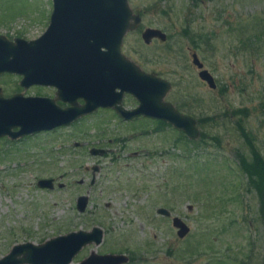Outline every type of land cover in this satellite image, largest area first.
Segmentation results:
<instances>
[{"label":"rangeland","instance_id":"obj_1","mask_svg":"<svg viewBox=\"0 0 264 264\" xmlns=\"http://www.w3.org/2000/svg\"><path fill=\"white\" fill-rule=\"evenodd\" d=\"M129 3L143 19L126 35L123 52L147 72L169 81L172 89L166 101L195 118L201 132L197 141L207 136L206 149L198 155L201 172L196 174L194 162L185 160L188 154L177 142L183 134L173 128L132 139L126 152L119 151L120 159L115 155L114 161L112 156L100 160L103 170L92 184L86 167H93L97 158L90 154L91 148L110 147V138H129L133 130L149 129V124L129 127L108 122L102 114L92 122L67 128L56 138L42 136L14 151L2 142L0 260L16 245L40 246L98 227L104 231V241L84 247L71 264L105 252L132 256L131 264H264V231L261 223L256 224V196L245 191L242 203H230L234 214L222 212L227 199L219 200L230 192H243L247 183L236 150L247 156L250 152L236 126L229 124L232 113L245 111L247 131L264 146V38L255 39L264 32V0ZM52 9V0H0V35L35 39L48 27ZM149 28L164 32L167 41L155 38L146 44L142 33ZM188 32L198 41L206 34V43L203 39L196 47ZM241 38L248 42L247 48ZM194 50L215 77L217 89L200 79L192 62ZM15 80L12 75L1 76L0 89L9 95L17 88ZM29 93L45 94V90ZM128 104L135 102L129 99ZM141 148L158 156L129 157ZM42 179H55L64 188L41 189L38 181ZM81 180L84 184H79ZM240 183H244L241 191L232 188ZM83 195L90 197L86 213L77 209V199ZM159 207L171 208L191 233L179 238L172 223L158 216ZM231 218L236 224L227 228ZM170 245L173 255L166 257Z\"/></svg>","mask_w":264,"mask_h":264},{"label":"water","instance_id":"obj_2","mask_svg":"<svg viewBox=\"0 0 264 264\" xmlns=\"http://www.w3.org/2000/svg\"><path fill=\"white\" fill-rule=\"evenodd\" d=\"M53 1L51 25L38 40L16 39L13 43L0 35V75H22L21 85L26 88L51 85L63 92H76L75 95L83 97L87 105L76 107L74 116H70L69 112L60 116L48 108L46 99L24 98L22 95L4 98L0 89V138L11 135L12 128L16 127L21 128L19 133L13 134L18 137L68 124L90 112L87 107L107 106L111 101H121L124 92L134 95L140 102L139 108L133 111L117 108L124 118L151 116L174 125L191 140L200 137L197 122L165 102L171 84L146 74L123 54L126 34L136 30L142 22L141 17L133 13L129 0ZM142 37L148 45L155 38L167 41L164 32L151 28L146 29ZM61 53H66V56ZM192 58L193 64L201 70L200 79L212 90L217 89L214 76L203 69L198 55L194 53ZM65 71L68 76L76 77L62 83V72ZM118 88L121 90L119 93L116 92ZM91 153L106 154L108 151L94 148ZM95 181L96 175L92 184ZM53 184L52 179L40 180L38 186L53 189ZM89 202V196L78 198L80 213L87 211ZM158 214L170 216L166 209H159ZM173 226L181 239L191 232V228L179 217L174 219ZM102 239V229L95 227L89 232H72L53 238L40 246L28 242L15 246L0 260V264H71L84 247L93 243L99 245ZM128 261L125 255L99 256L92 253L82 264H126Z\"/></svg>","mask_w":264,"mask_h":264},{"label":"flooded vegetation","instance_id":"obj_3","mask_svg":"<svg viewBox=\"0 0 264 264\" xmlns=\"http://www.w3.org/2000/svg\"><path fill=\"white\" fill-rule=\"evenodd\" d=\"M136 14H139V13H136ZM139 15L142 17L141 14H139ZM50 21H51V16H50L49 24H50ZM49 24H48V26H49ZM6 37L12 42H15L14 40L17 39V38L25 39L24 37H11L9 35L6 36ZM167 39H168V36H167ZM31 40H33V39H31ZM154 41H157V40H154ZM205 43H206V41H205ZM205 43H204V45H205ZM194 53L198 54L195 50L192 51V54H194ZM61 55L62 56H66V53H61ZM202 64L204 65V69H205V64L204 63H202ZM138 67L145 73H149V74H152V75H154L156 77L161 78L155 72H147L141 66L138 65ZM199 73H200V70H199ZM12 76H14V78L16 79L15 80L16 83L18 82V85H17L16 90L12 91L9 95L5 94L4 90L2 89L1 93H2V95L5 98H12V97H14L16 95H22L24 98H43V99H46L45 103L47 104L48 108L51 109L53 111V113H59L60 116L63 113H67V112L70 113V116H74L73 113H74V109L76 107H84V106L87 105V102H86V100L83 97L75 95L76 92H74L73 94H71L69 92L68 93L67 92H63L62 90L60 91L57 87L51 86V85H45V86L32 85L29 88H25V87H22L21 84H20V82H21V80L23 78L22 76H20V75H12ZM75 77H76V75H69L68 76L66 71L62 72V83H66L67 79H73ZM33 89H37V90L43 89V90H45V94H42V93L41 94H31V93H29ZM116 92L119 93V92H121V90L118 88V89H116ZM89 99H91V98H89ZM129 99H133L134 102H135V105H129L128 104V100ZM139 106H140V102L138 101V99L134 95H132V94H130L128 92H124L121 101H118L116 103L111 101V102H109V104L107 106L100 105V106L95 107V108L87 107L86 109H90L91 110L90 112L84 114L81 117L75 118L73 121H70V123H68V124H62L60 126H56V127L52 128L50 130L40 131V132H37V133H32L30 135L18 136L17 137V136H13V134L19 133L20 132V128L19 127L13 128L12 131H11V135H7V136H4V137L0 138V143H2V142L5 143L6 144V148H7L8 151L11 148L14 151L21 144H25L27 141L33 142L34 140H36V139H38V138H40L42 136L52 135L54 138H56L58 135L64 133L67 128H74V127L80 126L83 123H85L86 121L92 122L93 120H96L101 114L104 117L107 115V121L108 122L115 121L119 125L134 127L137 124H140L142 126L146 125V124H149L148 125L149 129H145V128L141 127V129L137 130L136 132H134V130H133V132L130 133V134H132V136H130L129 138L117 137V138L108 139L107 143L110 144L109 145L110 147H103L100 144H98L95 147L91 148V150H93L95 148L97 150H106V151H108V153H106V154L98 153L97 155H93L91 153V150H90V154L93 155V157L97 158L96 159L97 162L95 163V165L93 167H86V171L88 173H91L93 178L96 175V181H97L98 180V173L102 172V170H103V163H100L99 162L100 160H103L105 158H108L109 156H112L111 160L114 161V156L115 155H117L118 159H120L121 158V154H119V151L126 152V150L129 149L128 145L130 144L132 139H135L138 136L139 137H142L144 135H146V136L149 135L150 136L152 133H156V134L157 133H163V132L166 133L169 130H174L173 127L170 124H168L167 122H165V121H163L161 119L153 118L151 116L148 117L146 115H142V116H137V117H133V118H129V119L124 118L118 112V109H117V108H121L122 107L123 109H125L127 111H133V110L138 109ZM177 109L181 111L180 108H177ZM47 112H48V110H47ZM262 123H264V122H262ZM252 141L255 144L257 152L263 157V161H264V146H263V144L260 143L259 139L257 137H255V136L253 137ZM115 145H117L118 147L115 148L114 147ZM79 146H80V143H75V147H79ZM31 149H33V146H32ZM146 151L147 150L145 148L137 149L134 152H131L129 157L134 158V159H140V157L144 158V156H148V157L151 156L152 158H156L158 156L155 152L149 154V152H146ZM166 153H167V155L171 154L170 151H167ZM162 154L163 153H161V155ZM94 170L96 171L95 174H94ZM263 171H264V169H263ZM93 178H92V181H93ZM52 180H54L53 189H49V188H43V189L54 190L56 185L58 186L59 189H63L64 188L62 185H60V183L57 184L55 179H52ZM92 181H91V183H92ZM83 182L84 181L81 180V181H79V184H84ZM38 183H39V181H38ZM253 194L256 196L257 203H258L257 204V209H258V215H259L258 218L259 219H256V224L261 223L262 230L264 231V205H262L260 203L256 193H253ZM159 209H167L170 212V216L158 214V210ZM172 211H171V208L168 209V207H166V208L165 207L157 208L158 216H160L162 220L166 221L169 224L172 223V225H173L174 219L176 217H178V216L176 214H174ZM173 228L175 229L176 233L178 234V230L174 226H173ZM104 237H105V234H104V231H103L102 242L104 241ZM93 244H95V243H93ZM97 255L106 256V255H124V254H111V253L105 252L103 254L99 253ZM165 255H166V257H172L173 248H172L171 245L167 249ZM89 256H91V255H89ZM128 258H129V261L126 264H131L132 261H133V258H132V256H129ZM80 264H82V262Z\"/></svg>","mask_w":264,"mask_h":264},{"label":"trees","instance_id":"obj_4","mask_svg":"<svg viewBox=\"0 0 264 264\" xmlns=\"http://www.w3.org/2000/svg\"><path fill=\"white\" fill-rule=\"evenodd\" d=\"M186 36L189 38L190 42H193L196 47H198L199 42L202 43L203 39L205 41L206 34L201 35L199 37V41L195 38L196 36H191L188 32ZM261 38H264V32L262 34H258L255 39L262 41ZM244 38H241L243 41ZM251 40V38H249ZM248 39V40H249ZM198 41V43H197ZM242 46L244 48H247L249 46L247 41L242 42ZM234 116L230 117L229 124L235 125L239 134L241 135L242 139L246 142L249 148V156H247L245 153H243L240 149L236 150V157L239 160V169L240 171L245 175L247 178L246 186L244 187V183L235 184L232 185V188L238 189L241 191V188L243 192H239V194L234 195V192H230L228 195L222 196L219 200L222 201L223 199H227L224 207L222 208V212H228L230 211V214H234L233 211L229 209L236 201H239L242 203V194L246 191V194L249 193H256L258 200L262 205H264V161L263 157L257 152V149L255 147V144L253 143V134L249 131H247L245 126V121L243 120V117L245 116L244 110H237L234 113H232ZM239 119V120H237ZM183 134V133H182ZM206 138L207 136L202 137L199 141H192L189 140L184 134L182 137L177 139V142L184 146V151L187 153V157L185 160L187 162L193 161L195 166V173L198 174L201 172L202 167L199 160V151H202L206 149ZM215 139V138H214ZM218 141V139L216 140ZM191 155H194L195 157H192ZM200 165V166H199ZM207 167L206 169H208ZM235 196V198H234ZM241 198V199H240ZM216 216V215H215ZM219 219V216H218ZM236 224V221L231 218L228 222H226L227 228L233 227Z\"/></svg>","mask_w":264,"mask_h":264}]
</instances>
